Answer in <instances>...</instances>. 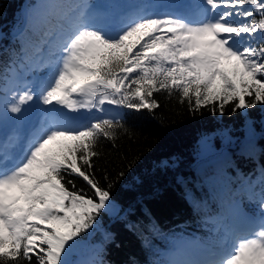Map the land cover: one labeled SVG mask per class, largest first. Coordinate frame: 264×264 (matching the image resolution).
I'll return each instance as SVG.
<instances>
[{
    "label": "snow or ice",
    "instance_id": "obj_1",
    "mask_svg": "<svg viewBox=\"0 0 264 264\" xmlns=\"http://www.w3.org/2000/svg\"><path fill=\"white\" fill-rule=\"evenodd\" d=\"M108 7L102 14L87 0L38 5L45 22L55 20L56 40L39 65L49 75L29 85L14 74L0 88V122L25 105L42 114L23 143L15 128L0 132V264H33V258L34 264H78L72 259L77 238L111 199L89 171L99 139H113L122 127L105 118V105L151 110L158 107L153 94L164 90L189 102L194 95L196 108L220 101L221 112L233 100L236 109L264 103L258 78L264 44H253L264 39V0H126ZM24 59L30 60L27 46ZM65 174L81 178L92 194L70 191ZM255 187L249 182L242 189L255 212L229 203L212 220L217 235L198 258L167 264H264V177L258 192Z\"/></svg>",
    "mask_w": 264,
    "mask_h": 264
},
{
    "label": "trees",
    "instance_id": "obj_2",
    "mask_svg": "<svg viewBox=\"0 0 264 264\" xmlns=\"http://www.w3.org/2000/svg\"><path fill=\"white\" fill-rule=\"evenodd\" d=\"M32 1L0 0V88L14 74L22 78L32 70L55 34L54 19L45 22L29 12ZM253 44L259 47L264 39ZM25 46L30 60L24 59ZM153 99L158 107L151 110L105 105L106 115L96 113L118 119L122 127L113 139L101 137L94 149L98 155L89 171L110 190L111 199L93 227L77 238V249L92 241L97 247L90 260L85 255L78 264H167L162 249L178 238L198 248L208 245L217 235L209 219L237 198L245 206L242 188L249 182L257 192L261 187L264 103L236 109L233 100L221 112L220 101L196 108L195 96L182 100L179 91L156 92ZM253 99L245 97L248 103ZM62 182L70 191L92 194L75 175L65 174Z\"/></svg>",
    "mask_w": 264,
    "mask_h": 264
},
{
    "label": "rangeland",
    "instance_id": "obj_3",
    "mask_svg": "<svg viewBox=\"0 0 264 264\" xmlns=\"http://www.w3.org/2000/svg\"><path fill=\"white\" fill-rule=\"evenodd\" d=\"M42 0H33L31 4L28 5V9L31 14H35L36 11L38 10L37 6L41 4ZM110 1L112 4L120 3L121 0H87V2L91 5H98L99 10L96 9L100 13H108L111 11V9L108 7L110 4ZM203 2V0H200V2ZM161 4H167L170 2V0H159ZM161 11L165 10L164 8L160 9ZM40 17V15H39ZM102 19L105 21H108L110 17L108 16H102ZM233 20L236 18L233 17ZM56 40V36L53 35L51 39L48 41L49 46H52ZM50 51V50H49ZM48 56L45 55H40L39 58V65L42 64V62H45L47 60ZM50 70L48 68H43V67H34V76H30L31 72H29L27 78L24 77L22 78V83L24 84H29L33 85L36 80L42 79V78H47L49 75ZM41 73H44V75L40 76ZM24 89L20 88L17 89L18 92H22ZM25 111L22 112L21 114H12L9 113L10 119L9 121H4V123H0V132H3L5 134H11L13 129L15 128L16 131H18L20 137H21V142H25L27 139H25V134L28 133L31 135V133L39 127V124H36L34 127L31 128V125L40 121L42 119V114L40 113L39 109L33 104L31 107L28 105H25ZM16 117H19V124L14 123V119ZM6 126L12 127V129H9ZM27 131V132H26ZM258 185H260V182H258ZM252 202L247 203V207L251 208ZM219 217V216H218ZM91 243V244H90ZM97 244V243H96ZM206 246V245H204ZM203 246V247H204ZM96 245L95 242H83L80 246L79 252L76 255H73L72 259L74 261H83L84 256L86 255V259L90 260L93 253L96 251ZM192 252L194 251L191 249L190 243L185 240V239H176L173 241V246L172 248L165 253V256L167 258L171 259H196L198 258V253L192 255ZM169 254V256H168Z\"/></svg>",
    "mask_w": 264,
    "mask_h": 264
}]
</instances>
